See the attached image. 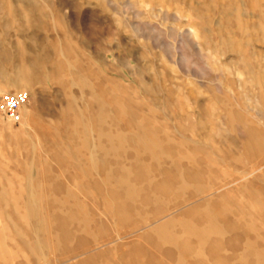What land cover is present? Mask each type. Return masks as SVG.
I'll list each match as a JSON object with an SVG mask.
<instances>
[{
    "label": "rangeland",
    "instance_id": "obj_1",
    "mask_svg": "<svg viewBox=\"0 0 264 264\" xmlns=\"http://www.w3.org/2000/svg\"><path fill=\"white\" fill-rule=\"evenodd\" d=\"M27 1L0 0V93L30 92L0 264H264V0Z\"/></svg>",
    "mask_w": 264,
    "mask_h": 264
},
{
    "label": "built area",
    "instance_id": "obj_2",
    "mask_svg": "<svg viewBox=\"0 0 264 264\" xmlns=\"http://www.w3.org/2000/svg\"><path fill=\"white\" fill-rule=\"evenodd\" d=\"M30 101L28 90H10L0 93V119L11 124H19L23 120V110Z\"/></svg>",
    "mask_w": 264,
    "mask_h": 264
},
{
    "label": "bare ground",
    "instance_id": "obj_3",
    "mask_svg": "<svg viewBox=\"0 0 264 264\" xmlns=\"http://www.w3.org/2000/svg\"><path fill=\"white\" fill-rule=\"evenodd\" d=\"M26 2H28L27 0H26ZM29 3V2H28ZM38 17V15H34V18H37ZM40 63V62H39ZM0 76H2V71L0 70ZM16 77V76H15ZM82 77V76H81ZM22 79H25V76H22ZM72 86H73V84H72ZM2 93V92H1ZM75 132V131H74ZM85 136V135H84ZM67 143V142H66ZM158 144V143H157ZM92 145V144H91ZM159 145V144H158ZM91 147V146H90ZM69 148H71V147H69ZM95 152V151H94ZM91 155V154H90ZM95 157V156H94ZM91 159V158H90ZM91 166V165H90ZM33 172V171H32ZM33 176V175H32ZM28 181L30 180V179H27ZM28 181H27V183H28ZM31 181H32V179H31ZM30 182V181H29ZM27 185V184H26ZM28 187H29V185H28ZM31 188V187H30ZM44 189V188H43ZM31 191V190H30ZM35 194V193H34ZM31 197V196H30ZM29 199V198H28ZM32 199H34V198H32ZM38 201V200H37ZM62 201V200H61ZM187 203V202H186ZM102 204V203H101ZM31 205H33V206H35L36 205V202L33 200V202H32V204ZM37 206V205H36ZM182 206V205H181ZM227 208V207H226ZM34 210V209H33ZM123 210V209H122ZM41 211V210H40ZM124 211V210H123ZM28 213V212H27ZM29 215V214H28ZM34 215V214H33ZM136 216V215H135ZM38 218V217H37ZM238 219H240V218H238ZM34 220V219H33ZM33 222V221H32ZM37 222H38V219H37ZM247 223V222H246ZM38 228V227H37ZM184 230V229H183ZM33 232V231H32ZM36 232H37V230H36ZM35 232V233H36ZM201 234V233H200ZM41 236V235H40ZM191 236V235H190ZM114 238V237H113ZM38 239H39V237H38ZM42 241V240H41ZM175 241V240H174ZM251 242V241H250ZM35 243V242H34ZM36 244V243H35ZM35 248H37V247H35ZM40 248V247H39ZM260 251V250H259ZM262 252H263V250H262ZM38 253H39V251H38ZM257 253L259 254V252L257 251ZM257 254V256H258V258H259V256H260V254L258 255ZM264 255V254H263ZM186 257V256H185ZM178 260V259H177ZM107 262V261H106ZM178 262V261H177Z\"/></svg>",
    "mask_w": 264,
    "mask_h": 264
}]
</instances>
